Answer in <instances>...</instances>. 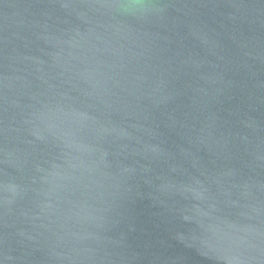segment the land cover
Instances as JSON below:
<instances>
[{"label":"water","instance_id":"95a60500","mask_svg":"<svg viewBox=\"0 0 264 264\" xmlns=\"http://www.w3.org/2000/svg\"><path fill=\"white\" fill-rule=\"evenodd\" d=\"M0 264H264V0H0Z\"/></svg>","mask_w":264,"mask_h":264}]
</instances>
